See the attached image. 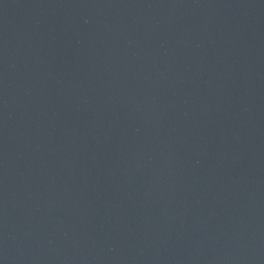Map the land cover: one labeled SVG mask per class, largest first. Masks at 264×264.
<instances>
[{
    "label": "water",
    "instance_id": "95a60500",
    "mask_svg": "<svg viewBox=\"0 0 264 264\" xmlns=\"http://www.w3.org/2000/svg\"><path fill=\"white\" fill-rule=\"evenodd\" d=\"M0 264H264V0H0Z\"/></svg>",
    "mask_w": 264,
    "mask_h": 264
}]
</instances>
